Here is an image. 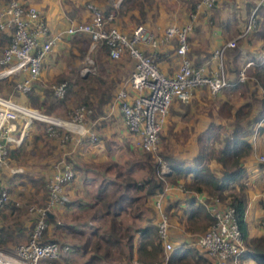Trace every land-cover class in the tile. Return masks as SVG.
<instances>
[{
    "label": "crops",
    "instance_id": "obj_1",
    "mask_svg": "<svg viewBox=\"0 0 264 264\" xmlns=\"http://www.w3.org/2000/svg\"><path fill=\"white\" fill-rule=\"evenodd\" d=\"M17 1L22 7L31 6L38 9L49 33L51 35H59L54 51L49 55L53 57V63L48 64L47 58L49 56L43 60L41 73L38 77L39 79L41 78L42 84L48 80L45 78H50L57 75L60 71L66 70H61V68H65L62 61L64 57L68 56L69 50L72 49V47H69L72 39L81 35V37L86 36L84 34H78L79 36L66 35L63 31L71 24L87 21L88 12L86 5L88 0ZM90 1L104 11H113L114 17L111 24L125 33H130L135 26L141 25L149 33L159 37L165 27L170 25L177 26L175 24L177 17L174 18L171 11L164 10L159 5H154L155 1L153 6L151 4L152 7H149L150 3L148 5L146 0ZM215 1L213 7L215 8L214 12L218 11L217 14L213 13L211 15L209 13L213 7L196 9L195 5L198 0L195 2L192 12L189 9H185V7L180 12L192 25L191 30L187 33L185 58L193 66L202 65L207 70L214 69L216 65V59L211 55L212 50L237 36L236 32H239V29L243 27V23L246 22L245 20H247L258 0L232 1L235 5L230 6L228 5L229 0ZM228 8L235 9V13H230L233 10L226 11ZM260 19V23H264V13L260 16ZM173 20L175 22L172 23ZM6 34L8 35V32ZM240 40L237 41L238 53L235 56L230 53L231 48L226 49L223 55L224 62L222 59V63L230 80L235 78L242 65L250 59L254 62H260L259 66L254 63L250 68V75L254 72L256 66H258V69L264 66V26L260 24V27L246 40L241 42ZM173 43L174 41H171L170 44H158L155 49L158 56V68L166 74H171L176 70L179 63L175 50H173ZM139 48L144 54L152 51L146 45H140ZM98 61L102 64V68L99 70L100 78L103 81H109L111 84H109L110 88L104 96V98L108 97L107 101L100 104L98 109L93 107L92 110L91 108L88 109L89 113L83 117L81 122L83 130L94 133L96 137L94 143H89L85 135L70 132L67 133L68 138L62 143L61 133L57 132L55 136H50L46 132L43 123L32 121L24 125L23 120L17 119L12 122V130L9 135L16 140L19 139V142L6 144L7 165L11 166H9L8 171H4L5 169L3 168L2 172L9 178L8 180L11 184H16L17 187H20L19 185L22 184L20 182L26 178V174L30 173L29 168L22 165L24 164L22 161L25 159V155L32 156L35 153L34 156L37 157L34 160L38 163L33 165L32 168L34 173L31 178H28L32 185L35 184L38 175H41V178L44 179L52 175L56 168H62L67 165L73 170V179L63 185L64 203L54 205L50 211L49 218H52L61 227L54 228L52 223H47L44 231L46 240L52 239L58 245H65L62 247L64 250L60 252L58 258L52 264H86L92 253L89 247L83 249L81 244L87 240L90 243L93 240L94 233L100 234V232H104L109 227L110 216L107 214L101 216L100 214L99 201L102 197V190L113 184L124 185V181L128 179L139 184L146 176L144 152L136 145L137 136L126 130L119 114L117 102L114 100V95L119 90H125L132 94L127 80L135 61L126 54L116 60H112L108 56H100ZM111 63L117 64V68L110 70L109 66ZM250 82L248 80L240 83L243 86L239 89L237 88L238 90H234L236 87H230L216 97H210L203 89H196L187 102L182 103L177 100L172 102L168 109L166 125L162 127L159 134L161 138L162 132L165 129L166 131L169 130L171 131V140L168 137L167 139L161 138L159 140L158 137L155 148L147 153L154 156L153 152L165 151L167 144L166 149H168L167 151L171 153L173 158L190 164L191 159L196 154V146L194 144L196 134L202 131L209 122L221 125L220 134L223 132L228 133L233 128L232 119L217 117L216 110L218 105L228 102L232 103L235 109H238L246 103H251L252 110L248 118L251 123L245 124V121H242L247 131L245 140L250 144L251 152L242 159V167L245 170L242 178L230 185L228 190H225V193L236 194L239 192L240 187H243L247 199L245 222L248 235L253 238H264V173L258 162V156L264 153V131H258V129H262L264 123L259 120L256 121L257 118H255L258 113L257 109L261 107V104L257 101L264 94L261 87L252 85ZM197 91H204L214 101L211 102L210 107L212 112L206 113L203 104L199 106L198 103V106H196L194 101L197 100L193 98ZM1 94H3V91H1ZM3 95L10 100L13 99L8 89ZM82 95H86L91 101V105L95 106L98 98L94 93L84 91ZM18 97L20 100V96ZM192 105L202 108L201 117L198 114H194V117L197 116L198 119L196 117L193 120ZM179 109H184V111L180 112ZM190 116L192 118H189ZM181 119H185L187 122L183 123ZM40 124L41 127H34V125ZM191 131L193 134H189V137L185 135L177 140V133H191ZM13 160H16V162L14 163ZM209 167L217 168V165L214 161H211ZM186 180H189V178L187 177ZM30 182V186L27 189L31 190L32 185ZM164 183L161 195L144 199L141 192L134 193L137 195L138 201L132 203L130 207L128 206L121 210L116 216L115 220L118 222L117 226L119 229L132 234L131 259H125L127 251L125 247L121 246V255L119 257H121L122 261L120 263L135 264L138 262L143 264L142 260L136 258L133 250L139 241L137 233L140 228L149 224L155 225L159 219V211L155 206L156 202H158L161 212H165L164 215L167 217L169 230L166 240L170 243L171 250L177 249L179 253L185 254L184 256L189 263H194L196 253L192 250V239L207 228L209 224L208 218L211 217L205 205L207 204L206 195L204 193L184 191L181 181L175 185ZM40 192L41 201L37 205H41L44 199L43 191L40 190ZM198 206H203L204 209L198 210ZM26 212L29 215L27 218L24 216V211L20 212V215L10 214L6 209L0 211V229L11 228L13 230L10 235L12 243L6 248L7 251L26 241V232L30 221L33 219L30 212L27 210ZM32 212V216L35 217L36 213ZM205 214L209 215V217ZM15 220L20 223L25 232L15 231L10 226ZM187 248L191 249L192 253L184 250ZM171 250L165 252L162 247L163 255H166L167 258ZM238 264L258 263L251 258H240Z\"/></svg>",
    "mask_w": 264,
    "mask_h": 264
},
{
    "label": "built area",
    "instance_id": "obj_2",
    "mask_svg": "<svg viewBox=\"0 0 264 264\" xmlns=\"http://www.w3.org/2000/svg\"><path fill=\"white\" fill-rule=\"evenodd\" d=\"M214 1L198 0L195 7L209 9ZM86 9L90 13L89 21L71 24L63 33L84 34L90 39L91 47L102 43L107 48L108 58L112 60L126 54L135 61L127 80L132 94L119 90L115 93L114 100L126 130L137 136L136 145L144 152L155 148L172 102H187L196 89H204L210 97H216L222 91L248 79V72L254 61H246L239 69L236 80L232 81L223 67L224 51L234 48L238 40L257 30L260 24L264 26V23H260V16L264 13V0H258L243 30L234 39L212 50L211 55L216 59V65L214 69L207 70L202 65L193 66L185 58L189 25L167 26L159 37H155L141 25L135 26L130 33L125 34L112 26L113 11L103 15L95 5L89 3ZM7 29L10 31L9 39L0 50V80L20 76L21 79L17 81L15 88L24 93L29 90V83H33L40 76L43 60L54 51L59 35L49 33L38 9L31 6L22 7L17 0H6L0 7V31ZM171 40L175 41L174 52L179 63L176 70L166 74L158 68L155 49L158 44L162 45ZM140 45L149 46L152 51L144 54L139 48ZM87 70L88 68L83 69ZM52 93L57 98L64 97L65 84L52 86ZM88 113L87 108L79 106L71 112L70 119L60 120L0 95V168L7 153L6 144L19 142V139L9 135L14 120L21 119L24 125L32 121L43 123L50 136H55L57 131L61 130L62 143L70 132L85 135L86 140L92 144L96 139L94 133L81 127L82 119ZM221 135L229 136L225 132ZM258 162L264 173V153L258 156ZM168 171V167L162 163L159 175H165ZM73 176V170L67 165L56 168L44 185L46 203L34 209L36 221L28 233V240L10 251L0 250V264H52L58 258L64 249L53 241L41 242L42 233L46 229V218L50 215L51 208L65 201L63 185L69 183ZM5 199V189L0 186V207ZM205 205L212 223L194 238L195 245L213 261V264H238L244 251V242L234 209L222 205L217 199H212ZM155 206L159 211L157 234L163 250L167 252L171 250V245L166 240L169 224L158 202ZM166 260L167 256L164 255L162 262L152 264H165Z\"/></svg>",
    "mask_w": 264,
    "mask_h": 264
},
{
    "label": "trees",
    "instance_id": "obj_3",
    "mask_svg": "<svg viewBox=\"0 0 264 264\" xmlns=\"http://www.w3.org/2000/svg\"><path fill=\"white\" fill-rule=\"evenodd\" d=\"M5 1L6 0H4V3ZM194 5L195 3L190 4V12L193 11ZM106 13H108V11H104L102 14L104 15ZM6 32H8V35ZM6 32L0 31V45H5L8 42L10 31L8 30ZM254 32L255 31L249 33L247 36H250ZM77 36L79 35L77 34ZM246 37L242 38V40ZM98 53H100V55L103 57L107 56V48L102 43L99 45ZM230 53L232 56H235L238 53V48H231ZM254 63L258 66L260 65L259 61H255ZM101 65V63H98V72L102 68ZM258 66L255 67V70L250 75L249 80L251 81L250 83L252 85L261 87L264 94V66L260 67V69L257 68ZM236 77L237 74L235 78L232 79V81H235ZM78 81L83 86V90L85 89L84 91L90 92L92 94L94 93V95L98 98L95 106H92L89 98L86 95H82L80 96L82 99V104L80 106H83L87 109L91 108V110L92 107L98 109L100 104L107 101L108 97L106 96L104 98V96L110 87L107 86L106 89L100 88L102 85H104V81L100 78V75L87 74L85 77L79 78ZM62 83L65 84L66 82ZM66 85L68 87V84H65V87ZM242 86L243 84L237 83L231 87H236L234 90H238ZM18 96H20V98L24 97V101H22L20 104L30 107L28 100L34 98L33 89L30 88L29 91L24 93L20 92ZM44 96L45 95L43 94V101ZM257 102L261 104V107L257 109L258 113L255 118H257L256 121L259 120L264 123V95ZM40 106L42 107L44 104L41 102L39 107ZM234 109L235 108L232 106V103L230 104L228 102H223L218 105L216 110L217 117L232 119L233 128L228 131L231 138L229 136L221 137V125L219 123L217 124L214 122H209L202 131H199L196 134L194 140L196 154L191 159L190 164H186L183 161L173 158L171 153L167 150L159 152L158 155L155 156L143 151L144 162L146 164V176L142 181H140L139 184H136L135 182H132L130 179H128L124 181V185L119 186L113 184L111 186L105 187L102 190V197L99 201V206L101 209L100 214L101 216L104 214L110 216L109 227L104 232H100V234L94 233L93 240L90 243L87 240L81 244L83 249L89 247L92 253L91 258L86 264H122L120 263L122 261L120 259L121 257H119L121 255V246L125 247L127 251L125 259H131L132 234L131 232L121 231L119 229L117 226L118 222L115 220L116 216L121 210L128 206L130 207L132 203L138 201V197L134 193L141 192L142 197L146 199L155 195H161L164 182L175 185L180 181L182 182L181 185L184 191L192 193H204L206 195V202H209L212 199H217L222 205L232 207L235 211V217L244 242V251L240 255V258H251L258 264H264V238H253L249 237L248 235L247 225L245 222L247 199L243 187L241 186L239 192L236 194L225 193V190H228L230 185L242 178L245 172L244 168L242 167V159L251 152V146L245 140L247 131L245 130V126L242 124V121H245V124L251 123V120H248V118L252 110V105L251 103H246L238 109ZM244 109L246 110L243 111ZM47 111L50 113V108H48ZM261 130L264 131V126L262 129H258V131ZM57 132L61 133L60 130ZM211 161L216 163L217 168L209 167V163ZM162 163L167 165L169 171L167 174L161 176L159 175V168ZM187 177L189 180H186ZM43 196L44 199L41 205L46 203V194L44 193ZM198 207V210L204 209L203 206ZM2 209H6L10 214H12L14 211V206L11 202L3 203L0 211ZM24 210L25 209L22 211ZM162 213L165 214L163 211ZM205 215L209 217V215ZM35 221L36 216L30 221L27 232H30ZM46 223H52L54 228L61 227L49 217L46 218ZM156 223L155 225L149 224L143 228H140L137 233L139 241L135 245L133 252L135 253L137 259L142 260L143 264H152L153 262L163 261L162 259L164 255L162 251V243L157 234ZM208 223L209 224L207 225V228L211 225L210 223H212L211 217L208 218ZM10 226L13 227L15 231L22 233L25 232V229H22L20 223L17 220L13 221ZM168 230L169 227L167 228V236ZM44 231L42 233L41 242L54 241L52 239L46 240L47 238L44 236ZM11 232H13L11 228H7L5 230L0 229V250L4 252H7L6 248L12 243L10 239ZM27 232L26 241L28 240ZM191 244L192 250H194L196 253L194 263H189L187 258L184 256L185 254L179 253L177 249H172L165 264H213V261L205 256L204 252L195 245L194 239H192ZM59 246L62 248L65 245ZM184 250L192 253L191 249L189 248Z\"/></svg>",
    "mask_w": 264,
    "mask_h": 264
},
{
    "label": "rangeland",
    "instance_id": "obj_4",
    "mask_svg": "<svg viewBox=\"0 0 264 264\" xmlns=\"http://www.w3.org/2000/svg\"><path fill=\"white\" fill-rule=\"evenodd\" d=\"M154 1H155L154 5L155 4L159 5L160 8H163L164 10H167V11H171V13L173 14L174 18L177 17L176 18V22L173 20L172 23L175 22V24H177V26L189 25V28L191 30V27H192L191 23L189 21H187L185 19V17L180 14V12H181V9L184 8V7H185V9L188 10L190 4L197 2V0H146V3L148 5L150 3L149 7H152ZM232 1H237V0H229V3H228L229 6L230 5H235V3L232 2ZM87 2L89 4L95 5L90 0H88ZM3 3H4V0H0V7L2 6ZM151 4H152V6H151ZM95 7L98 10H100L101 13L104 12V10L100 9L98 6L95 5ZM214 9L215 8L213 7L210 10L209 13H211V15L213 13H216V14L218 13L217 10H216L217 12H214ZM228 10H233V11H230V13H232V14L235 13V9H231V8L226 9V11H228ZM87 12H88L87 13L88 14V19H87V21H83V22H88L89 21L90 13H89V11H87ZM87 14H86V16H87ZM245 21H247V20H245ZM245 23L246 22L243 23L244 25H243L242 28L239 29V32L238 31L236 32L237 34H239L243 30V28L245 26ZM117 30L120 31V32H123V31H121L119 29H117ZM123 33H125V32H123ZM125 34H128V33H125ZM248 37L249 36H247L243 40L241 39L240 42L246 40ZM171 41H174V40H171ZM171 41H169L167 43L170 44ZM99 45L100 44L96 43V45L94 47H91L90 39H88L85 36H83V37L80 36V37L73 38L71 43H70V45H69V47L70 48L72 47V49L69 50L68 56L64 57V59L62 61V63L65 66V68H61V70H63V69H66V70L63 71V72H61L59 70L60 72L57 73V75L51 76L50 78H48V77L45 78V79H48V80L44 81L42 84H41V78L40 79L38 78L39 80L37 79L33 83L32 82L29 83V89L30 88L33 89V92H34V96H33L34 98L31 99V100H28L29 101V105H30L29 108L36 109L39 112H42V113H44V114H46V115H48L50 117H54L56 119H60V120H68V119H70L71 112L82 104V102H81L82 99L80 98V96L82 95V93L84 92L85 89L83 90V88H82L83 86L78 81L79 78H83L87 74H98V75H101L98 72V63H99L98 60L100 59V56H101L100 53H98ZM3 46H4V44L0 45V50L2 49ZM175 46L176 45H175V42H174L173 43V50H175ZM235 47H238V42H236V46ZM71 50H74V51L71 52ZM81 50H84V51L82 52ZM47 60H48V64H52L53 63V57L52 56H49L47 58ZM223 62H224V57H223ZM71 65H73V66H71ZM109 67H110L109 68L110 70H114L115 67L117 68V64L111 63V65ZM223 67L225 68L224 64H223ZM84 68H88V70L87 71H83ZM249 78H250V70L248 72V79L246 81H248ZM20 79H21L20 76H12V77H8V78H6L4 80H0V95L3 96L1 94V91H3V94H4L6 89H8L10 91V96L13 97L12 100L15 101V102H18V103H22V101H24V97L20 98V100H19L18 95H19L20 91H18L15 88L17 81H19ZM58 82L59 83L66 82L65 84H68V87L66 85V94L62 98H57L52 93V86L59 84ZM104 82H105L104 85L100 87L101 89H104V88L106 89V87L109 86V84H111L109 81H105L104 80ZM69 84H70V86H69ZM224 91H222V93ZM43 94L45 95L44 96V101H43V98H42ZM226 94L230 95L229 93H226ZM232 95H234V94H232ZM17 97H18V99H17ZM193 99L197 100V101H194V103H196V106H198V103H199V106H202V104H203V107H204L206 113L212 112V111H210V107H211V102H214V101H212L206 95V93L204 91H197V94L194 96ZM28 101H27V103H28ZM41 102L44 104V106H42V107L40 106L39 107V105H41ZM196 106H194V105L191 106V107H193V111L192 112H194V113H192L193 120L197 117V116L194 117V114H196V115L198 114V116L201 117L202 116V112H203L202 108H200V107L197 108ZM48 108H50V113L47 111ZM179 111L183 112L184 109H179ZM168 113L169 112L167 111L164 125H166V119H167ZM192 116H190L189 118H192ZM197 119H198V117H197ZM181 120H183L182 121L183 123L187 122V120H185V119H181ZM169 121H170V119H169ZM31 127H32V125H31ZM34 127H41V124L40 125H34ZM162 133H163V135H162L161 138L167 139V137H168L169 140H171L170 139V137H172L171 136V131H169V130L166 131V129H165L164 132H162ZM185 133L186 132L177 133L176 134L177 140H179V138H181V137H183L185 135H188V137H189V134H193L192 131H191V133L190 132H187L186 134ZM228 135H229V133H228ZM221 137H223V136L221 135ZM161 138L159 137V140ZM30 139H31V137H30ZM165 147L167 148V144H166ZM166 148H165V150H168ZM158 153L153 152V155L154 156L158 155ZM34 155H35V153H33L32 156H26L25 155V159L22 161V162H24V164H22V165H24L27 168H29V172L30 173H28L29 176L26 174V178L23 179L20 182V183H22L21 185H19L20 187H17L16 184H11V182L8 180L9 178H7L6 174L2 172L3 168L5 169L4 171H8V169L10 168L9 166H11V165H7V157H6L7 155L5 156V158H6L5 161L3 160L4 163H2L4 165H1V168H0V183H4V184H1L0 186H2L3 189H5V192L7 190L6 199H5V201L3 203L11 202L13 204L14 208L16 209V212H15V209H14V211L12 213L13 215L14 214L15 215L16 214L20 215V211L25 209L24 210L25 211V215H24L25 218L29 217V215H27L26 210L28 212H30L31 218H33V216H32L33 212L32 211H34V209H36L38 207H42L43 206V205H40V204L37 205L41 201V192H40V190L43 191V193H45V189H44L45 182L51 176V175H49L48 177H45L44 179H42L41 175H38L37 178H36L37 180L35 181V184L32 185V183L30 182V180H28V178H31L33 173H34L33 172L34 170L32 169L33 165L38 163L36 160H34V158L37 159V157L34 156ZM13 161H14V163L16 162V160H13ZM29 182L33 186V187L31 186V190L32 191L30 189H27L30 186ZM42 188L44 190H42ZM28 233L29 232H27V234ZM21 243H23V242H21ZM153 263H158V262H153Z\"/></svg>",
    "mask_w": 264,
    "mask_h": 264
},
{
    "label": "water",
    "instance_id": "obj_5",
    "mask_svg": "<svg viewBox=\"0 0 264 264\" xmlns=\"http://www.w3.org/2000/svg\"><path fill=\"white\" fill-rule=\"evenodd\" d=\"M50 215H48V217H49Z\"/></svg>",
    "mask_w": 264,
    "mask_h": 264
}]
</instances>
